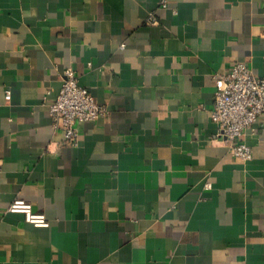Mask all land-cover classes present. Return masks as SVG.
Listing matches in <instances>:
<instances>
[{"label":"crops","instance_id":"1","mask_svg":"<svg viewBox=\"0 0 264 264\" xmlns=\"http://www.w3.org/2000/svg\"><path fill=\"white\" fill-rule=\"evenodd\" d=\"M235 61L264 78V0H0V264H264V112L246 161L210 115ZM66 67L108 109L75 145Z\"/></svg>","mask_w":264,"mask_h":264},{"label":"built area","instance_id":"2","mask_svg":"<svg viewBox=\"0 0 264 264\" xmlns=\"http://www.w3.org/2000/svg\"><path fill=\"white\" fill-rule=\"evenodd\" d=\"M166 5L162 2V6ZM156 22L152 15L147 19V23ZM215 76L217 86L211 118L226 141L230 154L243 161L249 160L252 150L243 137L253 127L258 115L264 112V78L256 76L244 61H235L226 73ZM47 106L52 127L61 130L65 140L73 145L79 140V122L92 121L108 113L107 107L78 83L72 67L64 69L60 89ZM204 186L209 188L211 184L207 182ZM7 209L22 213L25 221L33 225L49 224L46 216L34 211L32 204L22 197L14 198Z\"/></svg>","mask_w":264,"mask_h":264}]
</instances>
